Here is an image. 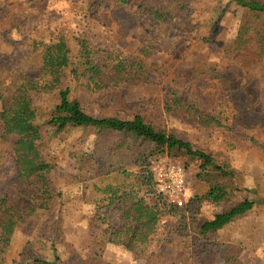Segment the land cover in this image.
Segmentation results:
<instances>
[{"label":"rangeland","instance_id":"rangeland-1","mask_svg":"<svg viewBox=\"0 0 264 264\" xmlns=\"http://www.w3.org/2000/svg\"><path fill=\"white\" fill-rule=\"evenodd\" d=\"M147 1L151 4L161 0ZM227 1L194 0L177 17L157 20L145 11L147 4L139 9L142 0L118 6L106 1L97 10L88 6V0H0V80L14 87L24 77L40 74L44 43L64 31L75 48L77 38L88 32L90 43L101 48L105 57L111 53L112 58L136 60L152 72V84H123L108 90L114 97L123 95L147 121L192 143L196 149L211 152L218 161L227 158L235 170L234 178H227L230 184L226 198L218 202L204 198L193 213L184 216L178 210L174 216H163L146 243L126 250L121 244L107 242L102 234L107 222L118 225L120 220L118 216L106 222L98 218L94 180L82 181L73 176L78 173L77 158L91 151L96 140L100 143L99 160L108 164L115 161L131 171L146 169L154 157L137 160L149 152L148 148L130 144L127 149L116 150L118 141L114 137H97L93 130L67 128L55 134L46 128L41 150L55 166L51 177L61 195L52 209L39 210L18 224L4 264H27L29 257L52 260L53 243L61 264H223L231 243L242 246L245 264H264V150L258 146L264 147V98L253 100L249 95L250 91L263 89L264 84L246 83L239 76L238 64L225 54L224 44L234 40L246 15L242 8ZM195 63H201L206 72L191 81ZM168 90L196 103L203 112L217 115L222 126L205 127L182 112L168 113L164 109ZM81 98L95 116L105 114L102 102L114 103L103 95L91 97L84 93ZM34 100L46 101L42 95ZM248 136L254 137L257 144ZM166 156L186 166L190 195L204 196L209 186L196 177L200 160L187 151L177 154L170 150ZM16 172L13 157L0 156V197L15 190ZM112 174L98 179V184L113 181ZM244 199L255 201L251 210L209 234V247H192L186 238L192 233L184 226L210 219Z\"/></svg>","mask_w":264,"mask_h":264},{"label":"trees","instance_id":"trees-1","mask_svg":"<svg viewBox=\"0 0 264 264\" xmlns=\"http://www.w3.org/2000/svg\"><path fill=\"white\" fill-rule=\"evenodd\" d=\"M106 1L118 6L130 0H88V6L97 10ZM192 1L161 0L150 4L142 0L139 9L147 4L145 11L152 18L173 19L187 10ZM227 4L242 8L246 15L239 23L234 40L224 44L225 54L238 64L239 76L246 83L256 81L264 84V0H228ZM63 32L44 43L40 53V74L26 76L22 83H14V87L0 80V156L10 154L17 165L15 190L0 197V264L6 261V253L13 244L18 224L39 210L52 209L61 195L51 177L55 166L41 150L46 128L55 134L67 128L93 130L97 137L102 134L114 137L118 141L116 150L127 149L131 145L148 148L149 152L141 157L138 155L137 160L145 157H154L155 160L170 150L177 154L187 151L200 160L196 177L209 186L208 190L204 196H191L186 207L177 208L168 204L157 191L150 165L137 172L125 165H116L115 161L108 164L99 160L98 140L91 151L77 158L78 173L73 176L82 181L94 180L93 188L98 193V218L106 222L109 217L118 216L120 220L118 225L107 222L102 234L107 242L121 244L126 250L146 243L156 233L163 216H174L178 210L185 216L187 212L196 211L204 198L215 202L226 198L230 184L227 178H234L235 170L227 158L218 161L211 152L196 149L192 143L147 121L145 115L123 95L118 93L114 97L108 91L123 84H152L153 75L147 66L136 60L130 62L125 58H112L111 53L105 57L101 48L90 43L88 32L77 38L74 48ZM192 70L191 81H196L206 72L201 63H195ZM262 88L250 91V97L253 100L264 98V86ZM84 93L91 97L103 95L104 99H113L114 103L102 102L105 114L95 116L81 98ZM37 95L44 96L46 101L36 103L34 99ZM164 109L168 113L182 112L205 127L222 126L217 115L203 112L196 103L182 98L176 91L168 90ZM248 139L257 144L254 137L248 136ZM258 146L264 150L262 145ZM116 172L124 178L119 179ZM111 174L113 181L98 184V179ZM254 204L255 201L244 199L210 219L193 222L190 227L184 226L192 233L191 237L188 233L186 238L191 240L192 247L203 250L211 244L209 234L232 223L251 210ZM102 209L106 210L101 213ZM242 251L241 245H227L223 264H245L241 259ZM52 252V260L24 256L30 258L27 264H61L54 243Z\"/></svg>","mask_w":264,"mask_h":264},{"label":"built area","instance_id":"built-area-1","mask_svg":"<svg viewBox=\"0 0 264 264\" xmlns=\"http://www.w3.org/2000/svg\"><path fill=\"white\" fill-rule=\"evenodd\" d=\"M157 191L164 200L177 208L187 206L191 195L187 186V171L177 160L159 157L150 164Z\"/></svg>","mask_w":264,"mask_h":264},{"label":"crops","instance_id":"crops-1","mask_svg":"<svg viewBox=\"0 0 264 264\" xmlns=\"http://www.w3.org/2000/svg\"><path fill=\"white\" fill-rule=\"evenodd\" d=\"M119 246H121L120 244H118ZM121 247H123V246H121Z\"/></svg>","mask_w":264,"mask_h":264}]
</instances>
